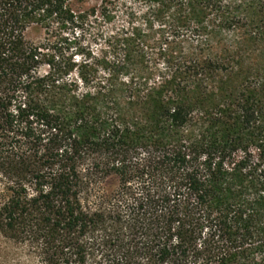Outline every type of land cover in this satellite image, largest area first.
Listing matches in <instances>:
<instances>
[{"label":"trees","instance_id":"1","mask_svg":"<svg viewBox=\"0 0 264 264\" xmlns=\"http://www.w3.org/2000/svg\"><path fill=\"white\" fill-rule=\"evenodd\" d=\"M84 2L0 0V236L41 264H264V0Z\"/></svg>","mask_w":264,"mask_h":264},{"label":"rangeland","instance_id":"2","mask_svg":"<svg viewBox=\"0 0 264 264\" xmlns=\"http://www.w3.org/2000/svg\"><path fill=\"white\" fill-rule=\"evenodd\" d=\"M101 0H85L86 6L99 5ZM27 36L31 39H40L43 36V31L39 29H29ZM118 186V181L115 177H109L104 182V188L107 192L114 191ZM0 264H41L39 259L32 251L20 244L7 242L0 236Z\"/></svg>","mask_w":264,"mask_h":264}]
</instances>
